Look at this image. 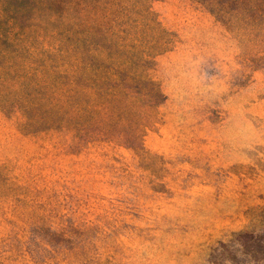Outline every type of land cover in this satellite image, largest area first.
Masks as SVG:
<instances>
[{"label":"rangeland","instance_id":"374dc122","mask_svg":"<svg viewBox=\"0 0 264 264\" xmlns=\"http://www.w3.org/2000/svg\"><path fill=\"white\" fill-rule=\"evenodd\" d=\"M205 1L0 0V264L264 261V21Z\"/></svg>","mask_w":264,"mask_h":264},{"label":"trees","instance_id":"16d2710c","mask_svg":"<svg viewBox=\"0 0 264 264\" xmlns=\"http://www.w3.org/2000/svg\"><path fill=\"white\" fill-rule=\"evenodd\" d=\"M199 3H206L205 0H197ZM238 9L242 12H248L250 13V17L252 19H255L260 17L262 21H264V0H238L237 1ZM243 7H246V9ZM236 243L239 248L246 249L250 253H258L262 252L264 253V238L262 241L260 239H257V237L254 235L253 231H244L240 232L234 235V239L232 243ZM236 245H232V252H237ZM258 262L254 260L253 264H257ZM232 264H250V262H242L238 261L235 262L232 258ZM261 264H264V261L261 262Z\"/></svg>","mask_w":264,"mask_h":264}]
</instances>
